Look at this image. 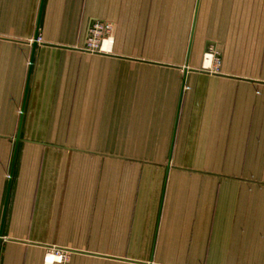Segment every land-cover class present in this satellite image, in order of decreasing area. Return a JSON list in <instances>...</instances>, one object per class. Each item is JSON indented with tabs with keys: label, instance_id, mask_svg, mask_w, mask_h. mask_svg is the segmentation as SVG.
<instances>
[{
	"label": "crops",
	"instance_id": "obj_1",
	"mask_svg": "<svg viewBox=\"0 0 264 264\" xmlns=\"http://www.w3.org/2000/svg\"><path fill=\"white\" fill-rule=\"evenodd\" d=\"M0 235V264H264V0H0Z\"/></svg>",
	"mask_w": 264,
	"mask_h": 264
},
{
	"label": "built area",
	"instance_id": "obj_2",
	"mask_svg": "<svg viewBox=\"0 0 264 264\" xmlns=\"http://www.w3.org/2000/svg\"><path fill=\"white\" fill-rule=\"evenodd\" d=\"M112 24L109 22H94L92 26L88 30L87 40L85 50L90 53L97 54H108L113 46V37L111 35L112 32ZM205 62H208L206 68H214L217 70L218 68V60L215 57L213 52H207L204 55ZM214 70V71H215ZM48 257L55 258L51 264L55 262H63L65 261V252L61 250L53 249L45 253L44 258L48 260Z\"/></svg>",
	"mask_w": 264,
	"mask_h": 264
},
{
	"label": "rangeland",
	"instance_id": "obj_3",
	"mask_svg": "<svg viewBox=\"0 0 264 264\" xmlns=\"http://www.w3.org/2000/svg\"><path fill=\"white\" fill-rule=\"evenodd\" d=\"M96 22H100V21H96ZM103 22H107V21H103ZM103 22H101V23H103ZM94 23V22H93ZM92 23V24H93ZM92 24L89 26V28L92 26ZM113 26V25H112ZM89 28H88V30H89ZM88 30H87V34H88ZM112 31H113V27H112ZM111 35H112V32H111ZM113 42H114V38H113ZM85 46H86V43H85ZM85 46H84V48H83V50H85ZM86 52V51H85ZM88 53H90V52H88ZM106 54V53H105ZM206 69H209V70H215L214 68H206ZM216 71V70H215ZM65 261L68 259L67 258V254H66V252H65Z\"/></svg>",
	"mask_w": 264,
	"mask_h": 264
},
{
	"label": "water",
	"instance_id": "obj_4",
	"mask_svg": "<svg viewBox=\"0 0 264 264\" xmlns=\"http://www.w3.org/2000/svg\"><path fill=\"white\" fill-rule=\"evenodd\" d=\"M37 31L38 30H36V33H35V36H34V41L36 42V40H37ZM18 130H20V127L18 128ZM0 238H1V235H0Z\"/></svg>",
	"mask_w": 264,
	"mask_h": 264
}]
</instances>
